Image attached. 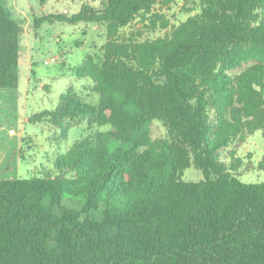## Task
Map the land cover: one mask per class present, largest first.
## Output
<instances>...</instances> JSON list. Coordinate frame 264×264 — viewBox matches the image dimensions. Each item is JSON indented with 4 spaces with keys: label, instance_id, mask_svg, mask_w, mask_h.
Wrapping results in <instances>:
<instances>
[{
    "label": "trees",
    "instance_id": "1",
    "mask_svg": "<svg viewBox=\"0 0 264 264\" xmlns=\"http://www.w3.org/2000/svg\"><path fill=\"white\" fill-rule=\"evenodd\" d=\"M175 1L102 0L34 19V31L97 25L105 42L75 70L97 103L69 87L28 122L58 128L57 143L83 118L111 130L77 141L51 171L0 179V264H264V181L243 183L239 161L221 160L234 140L264 136V0H197L171 26L160 11ZM137 19L164 35L120 34ZM22 31L0 2V90L17 88ZM154 121L164 137H150ZM191 166L202 180H182Z\"/></svg>",
    "mask_w": 264,
    "mask_h": 264
},
{
    "label": "rangeland",
    "instance_id": "2",
    "mask_svg": "<svg viewBox=\"0 0 264 264\" xmlns=\"http://www.w3.org/2000/svg\"><path fill=\"white\" fill-rule=\"evenodd\" d=\"M102 0H47L43 6L39 0H0L10 17L17 21L23 31L20 35V61L18 66V85L11 93L16 95L19 131L22 132L24 142L21 144L22 160L18 159L16 177L29 178L32 175L51 171L57 156L64 154L77 141L94 134L97 131L111 130L109 125L97 127L90 118H83L70 122L67 139L57 143L59 130L55 126L44 122L41 124H24V117L52 110L58 103L60 95L67 88L73 87L79 97L86 103L96 104L98 94L93 90L90 78H77L75 70L82 66L88 55L100 57L105 42L103 28L91 24H77L74 26L58 23H45L36 31L32 29L35 18L43 15L77 13L84 5L94 9L100 8ZM157 9V7L155 8ZM198 12L197 0H176L169 7L163 8L160 14L176 26L189 16ZM165 31H148L144 22L135 20L130 26L120 31L121 35H134L137 39H156L162 37ZM55 58V62L45 65L44 61ZM252 63H244L241 67L229 71L228 75L235 77L249 68ZM12 102L11 104H13ZM7 102L4 115L0 111V142L6 136L16 139V113L14 106ZM0 105V108L4 109ZM13 108V110H12ZM92 123L91 130L88 122ZM23 122V124H22ZM9 131H14L10 135ZM166 129L158 121L150 126L152 139L162 138ZM17 153V152H16ZM237 159L239 169L235 172L243 183L254 184L264 181V136L261 131L236 139L221 151V160L227 165ZM12 166H7L6 172H13ZM203 179L201 172L193 166L184 171L182 180L197 182ZM81 198L64 196L62 205L79 210ZM92 217L100 218L99 213Z\"/></svg>",
    "mask_w": 264,
    "mask_h": 264
},
{
    "label": "crops",
    "instance_id": "3",
    "mask_svg": "<svg viewBox=\"0 0 264 264\" xmlns=\"http://www.w3.org/2000/svg\"><path fill=\"white\" fill-rule=\"evenodd\" d=\"M13 91H7V90H0V105L4 104L2 108H0V111H3L2 115H4V112L6 110V105L7 102L9 103V106L12 102H14L13 104H11V106H14V110L16 113V131L18 132V136L16 139H12L8 136H6V138L0 142V179L2 180H8V179H14V178H20V177H16L14 174H17V170L19 168L18 166V154L16 153L18 150V144L20 142L21 139L24 138L21 136L22 132L19 131L18 127H19V122H18V112H17V105H16V95L15 98H12L11 93ZM15 93V91H14ZM12 108V110H13ZM30 116L24 117V124H30L28 122V118ZM23 124V122H22ZM20 160V159H19ZM7 166H12L13 167V172H6L5 169Z\"/></svg>",
    "mask_w": 264,
    "mask_h": 264
},
{
    "label": "built area",
    "instance_id": "4",
    "mask_svg": "<svg viewBox=\"0 0 264 264\" xmlns=\"http://www.w3.org/2000/svg\"><path fill=\"white\" fill-rule=\"evenodd\" d=\"M54 62H55V58L52 57V58H50V59H48V60H45V61H44V64H45V65H50V64H52V63H54ZM9 134H10V135H14V131H9Z\"/></svg>",
    "mask_w": 264,
    "mask_h": 264
}]
</instances>
